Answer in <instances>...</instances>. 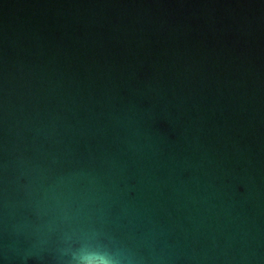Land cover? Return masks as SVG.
<instances>
[{
	"label": "water",
	"instance_id": "water-1",
	"mask_svg": "<svg viewBox=\"0 0 264 264\" xmlns=\"http://www.w3.org/2000/svg\"><path fill=\"white\" fill-rule=\"evenodd\" d=\"M0 264H264V0H0Z\"/></svg>",
	"mask_w": 264,
	"mask_h": 264
}]
</instances>
